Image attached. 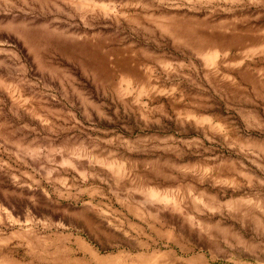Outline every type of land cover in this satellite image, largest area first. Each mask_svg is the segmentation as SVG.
<instances>
[{
    "label": "rangeland",
    "instance_id": "374dc122",
    "mask_svg": "<svg viewBox=\"0 0 264 264\" xmlns=\"http://www.w3.org/2000/svg\"><path fill=\"white\" fill-rule=\"evenodd\" d=\"M264 264V0H0V264Z\"/></svg>",
    "mask_w": 264,
    "mask_h": 264
},
{
    "label": "bare ground",
    "instance_id": "6f19581e",
    "mask_svg": "<svg viewBox=\"0 0 264 264\" xmlns=\"http://www.w3.org/2000/svg\"><path fill=\"white\" fill-rule=\"evenodd\" d=\"M131 264H135V263H131Z\"/></svg>",
    "mask_w": 264,
    "mask_h": 264
}]
</instances>
